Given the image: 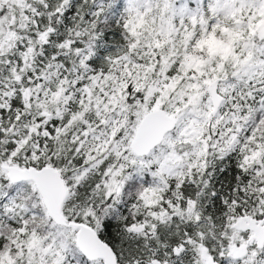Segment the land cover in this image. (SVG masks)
<instances>
[{"label": "snow or ice", "instance_id": "obj_1", "mask_svg": "<svg viewBox=\"0 0 264 264\" xmlns=\"http://www.w3.org/2000/svg\"><path fill=\"white\" fill-rule=\"evenodd\" d=\"M0 264H264V0H0Z\"/></svg>", "mask_w": 264, "mask_h": 264}]
</instances>
